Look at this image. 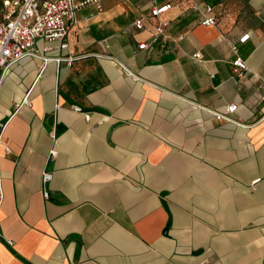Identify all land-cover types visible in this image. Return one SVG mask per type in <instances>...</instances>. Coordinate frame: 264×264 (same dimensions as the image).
<instances>
[{"label":"crops","instance_id":"1","mask_svg":"<svg viewBox=\"0 0 264 264\" xmlns=\"http://www.w3.org/2000/svg\"><path fill=\"white\" fill-rule=\"evenodd\" d=\"M155 1L165 47L138 49L153 0H100L68 49L38 39L7 72L0 264H264V0H196L209 28L192 0ZM230 104L237 124L212 113Z\"/></svg>","mask_w":264,"mask_h":264},{"label":"built area","instance_id":"2","mask_svg":"<svg viewBox=\"0 0 264 264\" xmlns=\"http://www.w3.org/2000/svg\"><path fill=\"white\" fill-rule=\"evenodd\" d=\"M154 5L151 7L147 17H141L134 23V27L139 31H147L153 34L151 43L142 42L138 45L139 50H148L151 47L161 45L165 47L169 38H161L165 32L166 24L160 23L159 19L170 10L169 4ZM97 5L100 8V0H6L5 15L0 23V88L4 78L10 68L28 56L38 55L35 53V44L38 39L47 42H60V49H68V36L75 23V15L78 10L88 5ZM191 8L200 14V23L204 27H215L218 17L210 5L202 7L198 1L192 0ZM149 23V26L146 24ZM154 32V33H153ZM184 36H179L174 42H180ZM48 50V48L46 49ZM200 60L199 53L193 56ZM43 64L46 65L49 58L42 57ZM57 64L65 62L72 64L74 57L55 59ZM248 70L246 62L237 58L234 62L233 71L239 79L246 76ZM257 77L261 78L258 74ZM262 101L264 102V78H262ZM76 111H81L79 107H74ZM238 110L237 104H230L224 112L212 111L214 117L219 121L238 123L233 119ZM89 118V117H87ZM51 156H56L52 151ZM51 175L45 173L43 180L47 183ZM47 197L48 194L45 193Z\"/></svg>","mask_w":264,"mask_h":264},{"label":"rangeland","instance_id":"3","mask_svg":"<svg viewBox=\"0 0 264 264\" xmlns=\"http://www.w3.org/2000/svg\"><path fill=\"white\" fill-rule=\"evenodd\" d=\"M3 0H0V18L3 15V7H2Z\"/></svg>","mask_w":264,"mask_h":264}]
</instances>
